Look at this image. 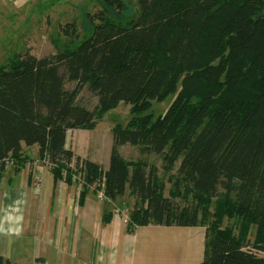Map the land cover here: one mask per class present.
Wrapping results in <instances>:
<instances>
[{"label": "trees", "instance_id": "1", "mask_svg": "<svg viewBox=\"0 0 264 264\" xmlns=\"http://www.w3.org/2000/svg\"><path fill=\"white\" fill-rule=\"evenodd\" d=\"M103 2L119 15L126 10L127 0ZM135 2L137 18L122 23L100 10L88 15L93 33L78 46L0 67V175L7 161L20 168L28 160L23 146H37L53 176L78 179L83 194L92 187L114 200L128 186L129 233L202 226L200 264H264V0ZM63 31L79 39L75 25ZM84 90L98 99L94 110L79 103ZM175 94L156 120L142 116ZM120 103L131 105L133 119L113 128L107 170L66 149L69 131L95 129ZM123 146L161 156L165 170L180 163L169 197L157 168L127 161ZM190 196L191 205H177ZM233 219L239 234L224 227Z\"/></svg>", "mask_w": 264, "mask_h": 264}, {"label": "crops", "instance_id": "2", "mask_svg": "<svg viewBox=\"0 0 264 264\" xmlns=\"http://www.w3.org/2000/svg\"><path fill=\"white\" fill-rule=\"evenodd\" d=\"M96 128L69 131L65 146L107 170L112 141L104 149L95 137ZM21 154L28 160L20 168L6 166L0 175V258L10 264L204 261L205 227L150 225L129 233L135 205L131 195L129 205L124 204L125 194L103 203L92 187L83 194L79 182L56 179L40 161L37 146H23Z\"/></svg>", "mask_w": 264, "mask_h": 264}, {"label": "rangeland", "instance_id": "3", "mask_svg": "<svg viewBox=\"0 0 264 264\" xmlns=\"http://www.w3.org/2000/svg\"><path fill=\"white\" fill-rule=\"evenodd\" d=\"M126 10L122 14L107 9L103 0H0V67L7 66L11 60L19 55L30 53L37 58H45L55 55L58 50L67 45L78 46L82 41L89 38L93 28L88 15L105 9L111 19L126 23L138 16V8L135 0H127ZM73 24L77 28L79 39L67 37L63 31L64 26ZM74 83H67V89H73ZM180 88V86H179ZM176 99V94L171 95L162 102L153 101L152 106L145 115L151 114L156 120L163 115ZM79 103L89 110H94L98 105V99L87 90L82 91ZM133 119L131 105L120 103L108 111L99 121L95 137L106 149L112 141V130L116 125L126 127ZM121 155L127 161H144L149 166L158 170V177L165 185V196L169 197L172 184L170 177L178 173L180 163L170 170L164 169L161 156L144 153L138 147L125 146L120 149ZM185 192L184 186L181 193ZM129 187H126L124 204H130ZM192 196L189 200L179 198L176 200L179 207H187L192 204ZM216 201L213 200L210 209L213 213ZM125 205V206H128ZM225 226H236V234L240 233L238 220H226ZM250 241H254L255 229L250 227ZM264 257L263 254H261Z\"/></svg>", "mask_w": 264, "mask_h": 264}, {"label": "built area", "instance_id": "4", "mask_svg": "<svg viewBox=\"0 0 264 264\" xmlns=\"http://www.w3.org/2000/svg\"><path fill=\"white\" fill-rule=\"evenodd\" d=\"M6 165H7V166H8V165H11V163L7 161V162H6ZM0 169H1V164H0ZM73 180H74V182H79V180L76 179V178H74ZM98 197H99V200H100L101 202H103V203L109 201V199L105 196V194H104L102 191H100V192L98 193Z\"/></svg>", "mask_w": 264, "mask_h": 264}]
</instances>
